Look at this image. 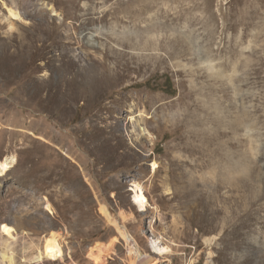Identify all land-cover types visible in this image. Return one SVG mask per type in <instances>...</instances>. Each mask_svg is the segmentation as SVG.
<instances>
[{
	"label": "rangeland",
	"instance_id": "rangeland-1",
	"mask_svg": "<svg viewBox=\"0 0 264 264\" xmlns=\"http://www.w3.org/2000/svg\"><path fill=\"white\" fill-rule=\"evenodd\" d=\"M8 156L15 264H264V0H0Z\"/></svg>",
	"mask_w": 264,
	"mask_h": 264
},
{
	"label": "bare ground",
	"instance_id": "bare-ground-1",
	"mask_svg": "<svg viewBox=\"0 0 264 264\" xmlns=\"http://www.w3.org/2000/svg\"><path fill=\"white\" fill-rule=\"evenodd\" d=\"M11 14L13 16H18L17 12L13 10L11 11ZM15 163H16L15 156H8L5 159L1 160L0 161V175L7 174L8 171L14 167ZM231 169L233 170V168ZM222 180L223 179H221L220 183L225 182ZM135 199L140 207L149 205L148 199L144 195V189L141 186H137V190L135 193ZM102 209H103L105 216L109 219V221L114 222V224H116L117 226V229L120 231L121 235H123L127 239V241H129L128 237L125 236L124 231L122 230L121 224H119L118 220L111 214L109 209L105 206H103ZM0 231L5 236L8 237V239L6 240L8 250L1 253L2 259L3 261L10 262L9 264H15L13 245L15 244L17 240V236L20 233L19 229L14 224L4 223L0 226ZM160 239L161 238H158V239L153 238L150 240L151 248L156 254L155 257L144 255L141 252L142 250L139 249L137 244L133 246V249L135 252V258H136V261H135L136 264H138L139 261L141 262V260L147 261L149 258H151V260L147 261L145 264H160L161 257L164 256L165 254L170 253L172 250L171 247L167 243L163 242L162 240L160 241ZM65 240H66V236L64 233H61L58 231H51L48 235H45V247L38 249L37 255L34 257V260L40 261V260H44L46 257L53 259V260L63 259L65 255V246H66ZM213 240L214 238H211L210 241L213 242Z\"/></svg>",
	"mask_w": 264,
	"mask_h": 264
}]
</instances>
